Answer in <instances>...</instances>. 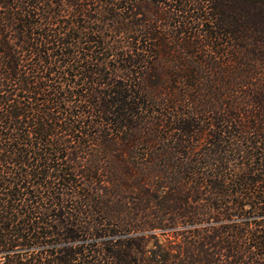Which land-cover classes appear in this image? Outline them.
Here are the masks:
<instances>
[{"label":"trees","instance_id":"trees-1","mask_svg":"<svg viewBox=\"0 0 264 264\" xmlns=\"http://www.w3.org/2000/svg\"><path fill=\"white\" fill-rule=\"evenodd\" d=\"M0 264H264V0H0Z\"/></svg>","mask_w":264,"mask_h":264}]
</instances>
